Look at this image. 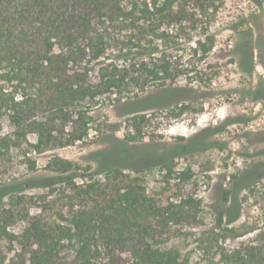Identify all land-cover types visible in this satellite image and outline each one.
<instances>
[{"label": "trees", "instance_id": "trees-1", "mask_svg": "<svg viewBox=\"0 0 264 264\" xmlns=\"http://www.w3.org/2000/svg\"><path fill=\"white\" fill-rule=\"evenodd\" d=\"M225 4L0 0V264H188L176 229L198 225V183L166 156L178 147L144 129L151 114L189 110ZM253 59L241 55L248 74ZM105 132L94 168L52 154Z\"/></svg>", "mask_w": 264, "mask_h": 264}, {"label": "rangeland", "instance_id": "rangeland-1", "mask_svg": "<svg viewBox=\"0 0 264 264\" xmlns=\"http://www.w3.org/2000/svg\"><path fill=\"white\" fill-rule=\"evenodd\" d=\"M225 1L212 27L214 50L196 59L204 75L192 81L197 92L186 104L189 110L177 119L172 110L151 114L144 132L147 142L178 147L166 156H178V171L190 167L198 183V225L176 229L188 264H246L250 250L264 264V5L256 0ZM249 49L254 52L251 74L241 60ZM179 84L188 83L182 77ZM105 114L109 123L123 121L114 110ZM104 135L52 154L84 170L94 168L91 154L108 146ZM118 136L123 138V132ZM158 170L146 174L151 191L164 180Z\"/></svg>", "mask_w": 264, "mask_h": 264}, {"label": "water", "instance_id": "water-1", "mask_svg": "<svg viewBox=\"0 0 264 264\" xmlns=\"http://www.w3.org/2000/svg\"><path fill=\"white\" fill-rule=\"evenodd\" d=\"M263 5H264V0H263Z\"/></svg>", "mask_w": 264, "mask_h": 264}]
</instances>
